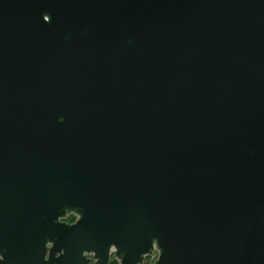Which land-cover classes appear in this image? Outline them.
Wrapping results in <instances>:
<instances>
[{
	"label": "water",
	"instance_id": "1",
	"mask_svg": "<svg viewBox=\"0 0 264 264\" xmlns=\"http://www.w3.org/2000/svg\"><path fill=\"white\" fill-rule=\"evenodd\" d=\"M155 250L264 264V0H0V264Z\"/></svg>",
	"mask_w": 264,
	"mask_h": 264
},
{
	"label": "flooded vegetation",
	"instance_id": "2",
	"mask_svg": "<svg viewBox=\"0 0 264 264\" xmlns=\"http://www.w3.org/2000/svg\"><path fill=\"white\" fill-rule=\"evenodd\" d=\"M77 218H78L77 215L72 213V214L67 216L65 221L70 223V224H73L77 220ZM153 254L156 256L155 259H152V257L149 258V256H147L144 260V264H151L158 258L159 254L157 253L156 250L153 252ZM87 257H89L90 259L94 258L92 254L87 255ZM114 262H116V264H119V261L112 258V260L110 261V264H114ZM89 264H94V261L90 262Z\"/></svg>",
	"mask_w": 264,
	"mask_h": 264
},
{
	"label": "built area",
	"instance_id": "3",
	"mask_svg": "<svg viewBox=\"0 0 264 264\" xmlns=\"http://www.w3.org/2000/svg\"><path fill=\"white\" fill-rule=\"evenodd\" d=\"M152 257V259H155V255L152 253L150 256H149V258H151Z\"/></svg>",
	"mask_w": 264,
	"mask_h": 264
},
{
	"label": "trees",
	"instance_id": "4",
	"mask_svg": "<svg viewBox=\"0 0 264 264\" xmlns=\"http://www.w3.org/2000/svg\"><path fill=\"white\" fill-rule=\"evenodd\" d=\"M114 264H116V262H114Z\"/></svg>",
	"mask_w": 264,
	"mask_h": 264
}]
</instances>
